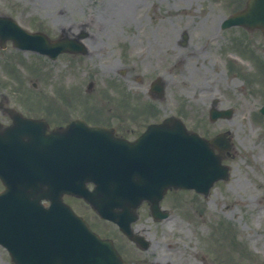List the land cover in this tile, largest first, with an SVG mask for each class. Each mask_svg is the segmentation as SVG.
I'll return each mask as SVG.
<instances>
[{"label": "rangeland", "instance_id": "1", "mask_svg": "<svg viewBox=\"0 0 264 264\" xmlns=\"http://www.w3.org/2000/svg\"><path fill=\"white\" fill-rule=\"evenodd\" d=\"M96 1L0 0V12L12 14L20 24L27 28L40 27L51 33H55L62 26L73 28L83 26L93 35L92 40L89 41L90 44L97 46L101 44L99 37L104 38L102 34H99V29L105 27L108 20L93 19L89 15L93 11ZM60 2H63L66 8L73 9L77 7L80 9L77 12H74L73 9L74 13H64L65 15L62 17L55 16L53 12L58 6L61 7ZM163 4L164 6L158 11L162 14L158 18L157 15L152 14L146 16L141 4L133 2L130 5L129 0L126 1L125 7L129 14L135 12L132 15L133 18L127 15L123 19L116 18L111 21L114 30L124 28L135 32V29H141L142 34L137 37L134 36L133 39L136 40H133L131 45L134 58L137 59L136 54L139 47L149 43L151 51L161 49L162 66L174 63L171 72L175 75V78L171 80L172 82H168V94L165 101L158 105L154 104L156 107L152 108L153 111L150 115L141 116L143 113H140V116L133 115L134 122H128L127 120L128 126L141 128L145 123L160 119L175 110L190 128L199 131L201 134L212 135L219 132V130H231L233 132V134L230 132L233 149L227 157V163L231 165L229 180L217 183L205 199L194 196L195 199L191 202L192 192H184V195L182 191L180 198L184 195L182 197L184 206L174 207L168 219L153 227L155 228L153 233L154 244L145 252L146 257L152 260L157 257L161 258L164 255H175L178 260L188 264L190 241L195 239L200 243V234L204 230H199V238L194 236V232H191V230L197 224L188 222L187 211L188 208L194 210L203 204L207 210L203 212V215L205 221L209 224L208 228L205 229L208 236L212 235L210 233L211 230H215V225L223 222L227 223L230 227L228 231L230 243L235 242L236 244L237 242L238 251L241 254L244 253V259L241 262L245 261V264H264V208L260 209L264 204V121L260 120L257 123L256 120L259 118L255 116V111L264 99V91H262L264 83L260 81V83L254 85L250 80H243L240 77L238 79L239 86L233 90H230L229 83L226 84L229 65L226 59L228 52L224 50V47L226 46L225 43L227 44V39L217 31L221 36H215L211 41L207 40L210 35L215 34L218 20L222 14H225V3H216L210 0H179L177 2L179 9L176 11L165 10L168 9V6L165 3ZM111 26L107 25L110 28ZM183 30H186L189 35L186 46L179 45L172 48L174 39ZM234 38L239 37L234 36ZM243 39L244 42L247 41L246 37H243ZM252 51H257V49L245 45L242 53L239 52L238 54L244 61L250 62ZM20 54V57L16 58L17 60L23 59L17 65L20 68L22 80L21 91H19L20 102L19 100H15V102L21 103L22 107H28L29 104L33 105L34 103L33 107L37 110L32 109V114L45 112V116L52 122L62 121L69 114L75 115L77 113L83 116L81 114L86 113V111H78L76 108L81 106L85 97H96L103 91H106V94L103 95L104 98L107 96L117 97L122 95L123 92L128 91L131 93L132 90L138 89L133 86V84H137L131 83L129 79H123V77L120 80L119 77L118 79L112 77L117 76L113 72L105 70L101 73H94L95 68L91 63H85L83 68L76 65L68 67L66 57L50 62L34 53L31 55L21 52ZM9 55H12V53ZM152 60L155 62V58L150 55V65L144 70L145 73L136 68L137 72L143 73L141 75L145 76V79H149L161 69ZM258 60H260L264 72V57L260 56ZM160 63L158 62V64ZM0 65L3 68L1 61ZM165 69H168V67H165ZM257 70L256 64L254 67L246 68V72L252 75L254 80L255 78L260 80L262 76L264 81V73L259 74ZM1 74L3 72L0 68ZM90 78L95 81L94 93L85 90L87 81ZM112 82L117 83L115 84L118 87L117 89L115 86L109 89ZM34 83H36L35 87ZM73 83H76L75 86L80 89L82 95L76 98L74 94L70 98L69 113H59L51 106L47 110L38 93L51 90L59 96L61 94L60 88H58L59 85H72ZM14 89L20 90L18 86H15ZM70 89L72 90V87ZM118 89L121 94H118ZM109 90L115 94L117 93V95H113ZM14 93L18 96L17 92ZM213 95L219 98L222 105L234 108V113L230 118L218 119L214 122L208 119V104ZM141 102H143L141 96L138 99L135 98V103L139 104ZM56 104L62 106L61 102H56ZM41 109L44 112L38 111ZM106 120L117 121L113 116H106ZM131 122L132 124H130ZM229 209H234V211L231 213ZM212 240L214 241L213 238ZM166 242L171 243L170 247L165 246ZM233 253L232 251L231 254ZM0 264H13L7 251L1 246Z\"/></svg>", "mask_w": 264, "mask_h": 264}, {"label": "water", "instance_id": "2", "mask_svg": "<svg viewBox=\"0 0 264 264\" xmlns=\"http://www.w3.org/2000/svg\"><path fill=\"white\" fill-rule=\"evenodd\" d=\"M0 22H4L0 27H6L2 34L13 37L19 46L46 51L45 39L39 33H27L8 18H0ZM22 125L16 151L31 172V179L27 182L20 176L19 191L12 193L6 178L7 190L0 193V243L9 249L16 264H96L98 259L111 260L104 250L98 253L104 242L62 203L53 201L49 218L52 222L44 237L32 221V197H38L33 194L34 188L50 189L51 198L65 191L81 194L95 206L99 196L125 199L137 194L136 198H143L155 189L161 197L168 187L205 190L225 174L217 170L219 156L212 153L222 135L206 140L187 131L173 117L151 125L134 145L145 143L149 151L147 163H156L149 172L141 168L145 175L141 173L140 182L132 175L134 172L129 173V144L112 137L110 130L71 123L48 132L40 120H24ZM23 134L30 138L23 139ZM86 181L94 182L93 191L86 189ZM96 208L114 217L111 209L101 205ZM62 221L69 226L63 227Z\"/></svg>", "mask_w": 264, "mask_h": 264}, {"label": "flooded vegetation", "instance_id": "3", "mask_svg": "<svg viewBox=\"0 0 264 264\" xmlns=\"http://www.w3.org/2000/svg\"><path fill=\"white\" fill-rule=\"evenodd\" d=\"M126 1L128 2L129 0H97L92 13H90L92 15V18L108 20V22H106L107 24H105V27L99 29V34H102L104 36V38L99 37L101 44H98L97 46L91 45L89 41L92 40L93 35L89 32V30H86L85 28H78L74 32H68L67 38L69 40H75L80 37L84 42H86L84 52L62 53L61 56H66L69 62L76 64L80 68H83L85 63H91L92 66L99 69L97 73H101L102 71L107 70L115 74H123L130 80H133V78H135V80L138 81L141 80L140 76H133V71L136 69V65H140L143 69H146L147 66L150 65V55L155 58V62L154 60H152V62L157 63L156 65L163 68V59L161 58L160 54L161 49L151 51L149 43L143 44L139 47L138 53L136 54L137 59L133 57L132 53L134 52H132L131 45L133 43V40H136L133 39L134 36L137 37L142 34L141 29H135L134 32V30L132 31L131 29L124 28L114 30L111 26V21L113 19H123L127 15L128 17L133 18L132 15L135 14V12H131L129 14V12L126 11ZM178 1L179 0H130V5L133 2L141 4V6L144 8V14L147 16L150 10L153 14H157L158 10H160L161 7L164 6L163 3L168 6L169 10L176 9L178 8ZM210 1H214L216 3H225L226 7L228 4V0ZM245 3L246 0H238L236 3H232L231 10L228 11V13L222 14V16H220V19L216 26L217 30H215V34H219L218 32H220V34L225 36L227 42H230V48L236 47L237 51L240 53H242L244 49V36L263 35V31L257 27L250 28L245 27L241 24H234L227 28H222L220 27V25L225 15L241 9L245 6ZM107 25L111 26V28L107 27ZM234 36H238L239 38L235 39ZM179 44L180 40L177 37L174 39V46L172 48L178 47ZM158 62L161 63L158 64ZM120 63H123L125 67L122 68V66H119ZM148 88L149 86H146L143 89L145 94L149 93ZM118 113L120 112H113V114ZM127 132L128 130L123 132L116 127V133L129 137V139L137 137L141 131L136 132L134 129H132L130 130V133L132 132V134H127ZM170 194L171 191H169L161 201V205L163 206V208H169L171 206L170 203L165 204V201L170 196ZM64 199L66 201H74V198L69 196H64ZM84 205L85 211L82 212L83 214H81L85 217V219L95 231L113 240L116 248L120 251V254L127 262V264H146V258L143 257L142 249H140L133 241L126 238V236L118 230L114 223L101 219L94 211L90 209V207H88L86 204ZM137 212L138 217L136 218V221L132 223V230L136 233L137 236L150 237V228L147 221H150L151 224H154L157 221L151 215L148 203L143 202L139 206ZM89 213L92 214L90 215ZM146 217H148L150 220L146 219ZM194 236L196 238H199L197 230L194 231ZM151 245L152 242H149L148 247H150ZM131 255H133L132 258L130 257ZM162 258L165 259L160 262L154 260L148 264H185L182 261L178 260L177 256L173 258L172 256L164 255ZM213 258H215V260ZM188 259V264H224L223 258L221 259V262H218L219 258L214 255L212 247L208 246V242L205 237L201 238L199 248L198 244L195 242L191 245V251L189 252ZM224 259L227 260V258ZM225 264H228L227 261Z\"/></svg>", "mask_w": 264, "mask_h": 264}, {"label": "bare ground", "instance_id": "4", "mask_svg": "<svg viewBox=\"0 0 264 264\" xmlns=\"http://www.w3.org/2000/svg\"><path fill=\"white\" fill-rule=\"evenodd\" d=\"M231 213L233 212V209H231V211H230Z\"/></svg>", "mask_w": 264, "mask_h": 264}]
</instances>
